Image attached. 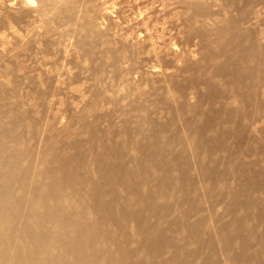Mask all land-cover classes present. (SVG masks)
<instances>
[{
	"label": "rangeland",
	"instance_id": "obj_1",
	"mask_svg": "<svg viewBox=\"0 0 264 264\" xmlns=\"http://www.w3.org/2000/svg\"><path fill=\"white\" fill-rule=\"evenodd\" d=\"M223 1L209 0V6L206 3L210 15L215 17L217 13L219 19L226 15L242 34H246L247 39L241 41L247 49L242 53L245 58L250 57L249 46H253L248 37L255 39L253 47L258 46V61L263 63L264 0L235 2V8H229L228 14L222 10ZM4 3L5 0H0V36L7 40L4 46H0V57L7 59L6 63L0 61V128L10 122L13 115L20 120L22 116L19 115L22 114L30 118L25 117L31 125L26 128L24 124H16L21 141L16 138L17 135L4 138L2 143L7 148V154L33 148L37 150V147L41 149L54 135L59 136L58 144L56 142L59 147L56 148L63 147L69 151L73 148L75 153L80 151L81 154L91 144L92 135L99 137L100 146L109 148L112 153L110 160L129 172L117 189L122 194L118 195L119 200L124 204L128 200L125 206L129 209L150 215L146 226L158 223L161 232L170 238L166 246L170 247L169 252L158 263H182L184 261L181 260L189 258L192 261L190 264H264L263 141L256 145L257 149L263 147L261 154L260 148L257 151L255 148L253 152L250 150L253 154H248L249 151L243 148L245 136L256 137L262 129L264 131V117L259 116L257 123L252 122L251 131H244V142L240 144L246 151V154L243 152L245 158L240 156L244 162L240 158L233 159L232 144L228 150L230 153L220 151L219 163L217 159L215 162L209 157L212 151L207 150L208 140L199 142L197 139V135H209L206 130L207 112L211 107L208 82L215 72L209 69L212 63L206 61L209 43H206L201 30L204 29L208 37L215 39L216 23L202 25L188 20L183 0H137L130 4H118L112 13L114 22L98 19V24L104 23L101 25L104 29L95 27L96 33L91 36L88 28L72 29L65 20L55 19L56 13L50 20L44 21L43 15L38 19L27 12L6 11L2 8ZM218 3L220 5H215ZM159 6H166V9L160 11ZM135 11H143L149 39L159 43L150 50L141 45L132 48L104 31L112 23L124 24L130 35L134 26L129 15ZM254 15H257V21L252 25L249 19ZM5 28H11L14 35L5 32ZM168 44L172 46V51L166 49ZM226 49L233 51L230 45H226ZM151 50H154V56L147 57L146 51L151 53ZM121 58L127 62L119 63ZM151 65L160 73L146 72L145 69ZM217 73L219 76L224 74ZM10 107L14 111L9 112L11 115L8 114ZM37 125L40 126L38 131ZM195 135L197 146L192 139ZM100 146L93 147L90 157H102ZM217 146L216 149L224 145L221 147L220 143ZM27 162L26 158L24 163ZM216 165L222 170L218 177L227 185H223L226 183L219 178L221 182H217L223 183V186L217 183V187L215 181L218 177L213 172L217 169ZM233 165H236L235 168ZM209 173H214L211 184ZM108 177L106 174L105 182ZM227 180L233 182L229 184ZM101 181H104L103 178ZM242 181L249 184L246 185L247 191L241 189L244 194L240 190L243 185L238 188L240 192L237 190L238 183L241 185ZM210 185L215 187V191L211 190L213 193H210ZM230 185L240 193L239 197L242 195V201L247 199L245 203L260 193L256 199L260 197L261 203L259 201L255 205L256 200L253 204L251 202L249 213L252 217L244 222L245 226L241 227L239 223V238L237 233L233 242L237 245L229 247L224 244L220 232L223 231V224L229 223L230 218L238 214L236 205H233L235 209L232 205L229 207L231 213L225 208L226 190L225 194L222 190ZM91 197L90 193L85 194L80 201L83 199L86 202ZM134 228L135 223L130 222L125 229L126 234L129 235V230ZM145 237L144 233L136 235L138 242ZM180 245L183 246V257H177V260L166 258L173 257L171 252H177ZM211 246L215 247L214 251ZM198 249L201 252L197 254Z\"/></svg>",
	"mask_w": 264,
	"mask_h": 264
},
{
	"label": "bare ground",
	"instance_id": "obj_2",
	"mask_svg": "<svg viewBox=\"0 0 264 264\" xmlns=\"http://www.w3.org/2000/svg\"><path fill=\"white\" fill-rule=\"evenodd\" d=\"M135 1L137 0H5L2 8L16 13L27 12L38 19L39 16L43 15L44 21L50 20L52 14L56 13L55 19H60L61 22L65 20L70 23L69 27L72 29L88 28L87 31L92 36L96 33L95 27L99 30L104 29L101 26L104 23L100 22L101 25L98 24V19L114 22L112 13L116 6L118 4H130ZM183 1L186 4L185 9L188 11V20L200 22L202 25L216 23L215 30L217 32L216 38L211 39L207 36L206 31L204 32V29L201 30L206 43H209L206 53L208 59L206 61L212 63L209 69L215 72L210 77L211 81L208 82L210 83L209 99L211 107L207 112L209 117H207L206 130L209 135L207 137L203 136L205 133L202 136L197 135V139L199 142L208 140L206 142L207 150L212 151H210L209 157L215 162L217 158H220V151L226 153L232 145H234V149H231L233 159L243 157L246 151H249L248 154H253L250 153V150L254 151L261 140L263 141L261 146L264 147V131L262 128V133L259 136L249 135L250 138L247 139L249 137L247 135L245 136L246 140H244V131L246 132L247 129V133L251 131L252 122L257 123L259 116L264 117V107H262L264 106V61L263 63L258 61V46L253 47L256 40L248 37L251 39L253 46H249L250 57L245 58L242 53L247 49L242 46L244 44L241 41L247 39V36L245 33L240 32L236 24L231 22L226 15L223 19H219L217 13L215 17H212L206 6L209 0ZM235 2L240 4L241 0H224L221 6L222 10L228 14L229 8H235L233 6ZM220 3L215 5H220ZM228 3L231 5L230 7ZM165 9L166 6L158 7L160 11ZM93 11L94 13L91 15L90 13ZM142 13L143 11H135L129 15V20L134 26L130 35H128L127 26L124 24L112 23L104 31L115 38H120L119 40L126 45H131L132 48L141 45L145 50H150L149 48L152 49L153 46L159 45V43L149 39ZM249 20L250 24L254 25L257 21V15ZM5 32L14 35L11 28H7ZM1 37L0 46H4L7 40H3ZM226 45H230V49L233 51L230 52L229 49H226ZM166 49L168 51L173 50L169 44L166 45ZM235 50L237 52L233 53ZM154 53V50H151V53L146 51V56H154ZM5 60L7 59H0L1 63H6ZM126 62V59L121 58L119 63L124 64ZM212 66L214 69H212ZM147 68L145 70L148 73H160L154 65ZM216 72H223L224 74L219 76ZM11 111L14 112L12 107L9 108L8 114ZM19 116H22L19 118L20 120H17L14 115L12 120L13 117L11 116V121L4 124L6 126L1 125L2 128H0V264H162L158 261L169 252L170 247L166 248V246L170 238L161 232L159 229L161 226L158 223L148 225L149 227L146 226V223H149L150 215L144 212H135L132 208L129 209V206H125L128 200L125 201V204L119 200L118 195L122 196V194L118 193L117 189L122 178L127 174L129 175V172L119 163L110 160L112 153L108 151L109 148L107 150V148L100 146L99 137L92 135L89 140L91 144L87 145L86 151L81 152V154L80 151L75 153L73 148L70 151L63 147L62 149L56 148L58 146H56V142H59L57 140L58 135V138L55 135L53 136L52 142L48 141L46 143L44 141L46 144L42 143L44 147L41 149L37 147V150L33 148L35 151L33 149V151L31 149L19 150L16 154H7V148L2 143L4 138L8 135H17L16 138L21 141V134L16 132V130L18 131V125L24 124L26 128L31 126L28 125L25 114ZM12 121H14L13 124ZM38 126L36 127L37 130L35 129L36 131L39 129ZM254 130L255 128L252 129V131ZM192 139L197 142L195 143L197 146L196 135ZM243 140L245 141L243 148L246 151L241 146ZM220 143L221 147L224 146L216 149L215 146ZM71 146L69 145V147ZM97 146L101 148L102 157L95 159V156L90 157V152L93 147ZM263 147L260 148V154L261 151L263 152ZM258 149L256 148V151ZM228 152L230 153V151ZM26 158L28 162L24 163ZM240 159L241 162H244V159ZM247 161L249 162V160ZM210 162L212 163L211 160ZM226 163L228 164L227 161ZM218 165L215 166L217 169L213 170L217 177L222 171L219 170ZM238 167L239 165L237 166L239 171H236L240 173ZM242 167L244 166L242 165ZM251 171L250 173H252ZM254 173L255 171L252 174ZM106 174L109 177L105 182ZM209 174L210 176H208L211 178L213 174ZM101 178H103V182ZM219 178L223 180L221 177L217 178L215 181L217 187H219L218 182H221V180L218 181ZM213 179H216V177ZM208 181L213 183L212 178L211 181L210 179ZM115 182H117L116 186ZM232 182L228 181L229 184ZM239 182L241 183V181ZM215 183L212 184V187ZM225 183L219 184L220 187L227 185V182ZM82 184H84V187ZM233 184L235 186V183ZM242 185L243 187L240 188ZM246 185H249L248 181L241 185L238 183L237 190L239 191L238 188L240 190L244 188L247 191L248 186ZM212 187L210 185V191H215V187ZM230 187L231 185L229 187L225 186V189L222 190L223 194L226 193L227 204L225 208L227 212L231 213L229 207L232 205L235 209L233 205H236L237 209L235 210H238V214L231 217L229 223L223 224V231L221 228L222 232L220 233L224 244L236 246L234 240L238 230L241 229L239 223L242 227L245 226L247 220L250 221L252 216L249 213L251 208L249 205L252 201L253 204L255 200L256 205V202H259L261 198L256 199L260 194L256 193L255 198L252 195L254 199L251 198V200H248L249 202L245 203L247 199L243 200L244 202L242 201V195L239 197L240 193L238 194L237 190H234L236 186L234 189ZM224 190H226L225 193ZM212 191L210 193H213ZM245 191L241 193L244 194ZM89 193L92 197L88 201L84 202L83 199L80 201L85 194ZM130 222L135 223V228L129 230V235H127L125 229ZM144 223L145 227H143ZM140 233H144L146 237L143 241L138 242L136 235ZM182 248L183 246L180 245L177 252L174 250L171 252L173 257L166 258L177 260V257H183L184 254L181 256L184 253ZM211 250L214 251L215 247L211 246ZM196 252L197 254L200 253L201 249ZM191 259L193 260V258ZM181 261L184 262H173L171 264L192 263L189 258Z\"/></svg>",
	"mask_w": 264,
	"mask_h": 264
}]
</instances>
